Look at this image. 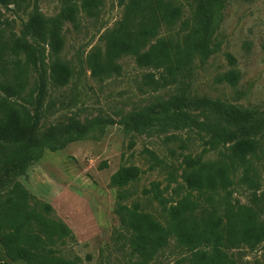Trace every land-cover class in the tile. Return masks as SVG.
Returning <instances> with one entry per match:
<instances>
[{"label":"trees","instance_id":"obj_1","mask_svg":"<svg viewBox=\"0 0 264 264\" xmlns=\"http://www.w3.org/2000/svg\"><path fill=\"white\" fill-rule=\"evenodd\" d=\"M16 1L0 0V5ZM185 1L191 7L189 17L176 0H120L124 12L102 35L104 48L96 46L87 55L93 77L103 80L119 73L122 65L118 60L132 55L138 66L160 70L158 77L146 73L144 78L156 89L164 88L187 77L197 61L205 62L217 54L221 50L218 29L227 0ZM61 4V11L50 16L35 6L20 34L0 29V184L11 182L0 197V247L7 258L25 264H79L81 259L59 253L57 246L72 235L71 229L34 209L27 188L12 178L27 173L46 150L64 148L116 122L112 117L97 116L38 130L48 85H66L71 77V67L61 56L64 23H76L80 9L88 16H98L104 0H61ZM176 22L179 31L160 34L164 24ZM229 59L235 62L233 55ZM239 79L235 67L219 76L232 86ZM121 122L132 134L195 131L204 143L200 153L182 155L186 194L171 199L158 180L143 189L146 197L159 204V215L137 199L129 201L142 168L122 164L112 174L116 210L129 234L132 264H149L172 238L178 248L186 250L173 264H235L233 249L242 245L254 248L264 241V204L257 194L264 164L263 112L208 96L192 98L183 89ZM167 136L179 138L177 134ZM181 146L187 148L184 140ZM148 152L151 169L164 165L155 151ZM210 152L216 155L206 157ZM168 176L169 183L176 181L174 168ZM236 184L252 190L253 204L231 200ZM0 264L7 263L0 260Z\"/></svg>","mask_w":264,"mask_h":264},{"label":"rangeland","instance_id":"obj_2","mask_svg":"<svg viewBox=\"0 0 264 264\" xmlns=\"http://www.w3.org/2000/svg\"><path fill=\"white\" fill-rule=\"evenodd\" d=\"M176 1L189 17L190 5L185 0ZM35 6L49 16L62 9L61 0H17L9 6L0 5V29L20 34ZM123 12L120 0H104L98 16H88L80 9L76 23H64L65 45L61 56L71 67V77L66 85H48L38 130L42 132L71 119L86 122L97 116L112 117L116 122L64 148L46 150L27 173L12 178L27 188L34 209L71 229L72 235L57 247L63 255L79 256V264H132L129 234L116 210L117 189L111 185L112 174L122 164H136L143 169L129 201L137 199L147 210L159 215V204L146 197L143 189L158 180L167 197L180 198L187 193L181 176L182 155L187 152L196 155L204 149L203 140L191 130L128 133L121 122L125 117L183 89L192 98H218L264 113V0H227L217 35L221 50L205 62L197 61L192 72L179 83L158 89L147 84L144 75L153 73L158 77L160 70L138 66L132 55L120 58L121 71L110 77L99 80L91 73L88 53L96 46L104 48L102 35L116 24ZM179 30V22L164 24L160 34ZM229 55L235 58L234 63ZM233 67L240 72L238 84L221 82L220 74ZM173 134L179 138L168 139L167 135ZM182 140L187 148H182ZM148 149L164 159L163 166L150 168ZM215 155L210 152L206 157ZM261 162L264 163V158ZM173 168L176 181L169 183L168 173ZM260 174L261 187L257 194L264 204V164ZM10 185L11 182L0 184V197ZM231 200L253 204L252 190L236 184ZM261 215L264 217V212ZM185 253L172 238L149 264H173ZM231 253L235 264H264V241L254 248L242 245ZM0 260L7 264H25L22 260L7 258L1 247Z\"/></svg>","mask_w":264,"mask_h":264}]
</instances>
